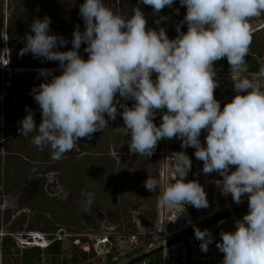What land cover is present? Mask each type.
<instances>
[{
	"label": "clouds",
	"instance_id": "obj_1",
	"mask_svg": "<svg viewBox=\"0 0 264 264\" xmlns=\"http://www.w3.org/2000/svg\"><path fill=\"white\" fill-rule=\"evenodd\" d=\"M141 2L160 13L174 0ZM180 4L187 9L183 21L187 32L177 27L178 36L169 39L163 27L146 28L139 7L125 17L104 0H84L79 12L85 30L76 27L68 51L56 50L68 41L49 34V17L35 19L30 26L34 35H26L21 54L58 61L62 74L33 89L42 120L37 126L34 113L27 110L20 133L27 137L35 132L32 143L41 150L49 148L51 157L59 160L80 139L90 140L107 128L119 105L121 130L129 137L131 153L150 157L161 139L179 138L182 148L195 149L203 173L223 177L216 181L223 194H231L236 204L247 194V213L235 221V231L220 232L216 247L224 254L222 264H264V82L255 78H264V66L253 78L245 75L249 21L264 14V0H180ZM82 43L87 60L78 53ZM223 58L235 73L236 94L221 109L214 96L218 82L213 64ZM50 74L51 70L40 71L44 77ZM117 94L134 104H120ZM157 110L163 112L159 126L153 122ZM202 130L207 132L204 144L199 139ZM171 158L174 183L164 187L161 204L168 210L186 203L197 209L208 207L203 186L196 180L185 182L191 169L188 155L177 152ZM158 185L151 176L144 181L150 192ZM81 195L91 205L95 194ZM194 235L206 253L213 242L210 231L195 228Z\"/></svg>",
	"mask_w": 264,
	"mask_h": 264
},
{
	"label": "rangeland",
	"instance_id": "obj_2",
	"mask_svg": "<svg viewBox=\"0 0 264 264\" xmlns=\"http://www.w3.org/2000/svg\"><path fill=\"white\" fill-rule=\"evenodd\" d=\"M73 1L78 2L79 0ZM1 3H3V12L6 18L10 15H15L14 13H16L17 8L13 5L11 6L14 8L10 7V0H0V4ZM104 3L114 12L125 17L131 15L134 7L140 6L139 2L135 4L134 0H107V2ZM41 10L42 9L34 10V20L42 18ZM60 11L65 10H62V7L60 10L56 9L57 14ZM65 13L62 12V15L64 16ZM169 13L170 10L166 6L161 10L160 16H156L158 13L154 14L156 17H154V27L156 26L157 31L163 27L167 35V20H169ZM75 15H78V13L74 9H71L70 17ZM31 17L32 16H30V18ZM30 18H28L26 22H21L25 23L22 25L21 29L23 35L30 34L28 29L30 26L29 24H32ZM157 21H159V23ZM249 23L250 30L253 32L256 31L255 37L256 40L260 41L261 51L264 55V33L263 29H261L264 24V14L260 17L251 18ZM63 38L67 40L68 43L63 46L58 44L56 50H71V38L67 36H63ZM81 52L82 53L78 51L79 55L87 60L88 53L84 50ZM31 55L34 60L33 63L30 64V69H25L24 67L19 69L10 68L8 67L9 65H7L10 61V57L8 55L0 57V67L6 64L4 68L5 74L2 73V83L8 87V89L6 88V93L0 95V187H3V183L7 180L14 183L19 180L18 183H20L19 191L13 192L8 196L5 195L0 201V209L2 212L0 218V243L1 235L7 233H15L14 235H17L24 231H48L50 230L49 227L52 221L59 218L63 220V223L67 226L78 229L75 230L77 231L76 233H84V229L90 228H85V223L87 221L83 219L84 217L88 219L91 218L96 222L97 219H95V217H97V215L102 216L103 220L97 221L99 229L101 230L113 226L114 220H116V214L114 213V197H107L103 201L104 204L103 207H101L102 211L97 214L94 211L96 205L95 199L91 205L76 201V197H79L85 189L90 190L93 185L101 181L100 179L105 173L103 166H96L91 177L84 178L82 184L72 180L71 184L74 185L72 188L68 187V182L65 179L62 163H64L65 159L81 160L86 151L92 150L94 147L91 144V140L88 138L80 139L77 147L66 153L63 158L59 160H55L51 157L50 149L47 147L43 150L39 149L37 146L32 148V137L36 135L35 132L29 134L27 137L20 134L21 139L1 144L4 138H10L19 134V127L21 126L20 121L28 114L27 110L30 109L32 111L40 108L34 100L33 93V89H38L42 82L41 78L44 77L40 75V71L43 69L51 70V73L62 72V69L59 68L60 65L58 61H50L42 57L37 58L32 53ZM23 63L27 62L24 61ZM226 67H230L226 58L216 61L213 64V68ZM155 78L156 76L153 74V79ZM122 104H127L131 107L134 101L131 99H124ZM118 110L122 112V109L119 107ZM34 120L38 126L42 117L40 119L35 118ZM122 134L123 141L121 142V146L111 147L107 144L103 147V153L107 159L116 160L117 163L120 164L119 166L122 168L123 172L121 178L127 180L125 188L128 192H130V190L132 191V198L129 197L128 194L125 196L128 215L123 227L136 230L137 225L142 222L145 213L157 207V189L154 192L148 191L144 186V181H146L149 176L156 179L158 177L159 145H157L154 154L150 157L139 156V154L131 152L126 153V150L129 149L128 144L130 140L129 137L121 131L120 135ZM21 151L24 153L28 152V154H23ZM93 152L95 151H92V153ZM19 177L23 180L19 179ZM43 180L48 181L46 196L54 201L47 205L43 201L41 204L39 202H34L35 191ZM111 213L112 219L109 218ZM47 215L51 217V220L47 218ZM18 216H22V219L19 224L15 225L13 221ZM2 257L0 248V264H4Z\"/></svg>",
	"mask_w": 264,
	"mask_h": 264
},
{
	"label": "built area",
	"instance_id": "obj_3",
	"mask_svg": "<svg viewBox=\"0 0 264 264\" xmlns=\"http://www.w3.org/2000/svg\"><path fill=\"white\" fill-rule=\"evenodd\" d=\"M213 69L218 82L214 96L223 109L236 94L232 80L235 73L230 67ZM258 73L247 71L245 75L253 78ZM255 78L264 82V78ZM162 115L163 112L159 111V124ZM206 135V130H202L201 144L205 143ZM181 143L179 138L159 141V195L155 221L149 224L142 221L136 230L123 227L124 223L74 234L60 228L58 239H66L63 251L43 256L38 264H222L224 254L217 249L216 243L221 242V231H235V221L247 213V194L240 204L233 201L231 194H223L221 186L216 183L223 177L218 172L203 173V162L195 157V149L182 148ZM177 152H185L190 158L191 169L185 182L196 180L203 186L208 207L197 209L186 203L168 210L161 204L164 187L174 183L171 156ZM230 170L234 171L235 166ZM195 228L208 229L213 237L206 253L201 251V242L195 238ZM187 235L186 240H180ZM39 244L47 243L40 240Z\"/></svg>",
	"mask_w": 264,
	"mask_h": 264
},
{
	"label": "trees",
	"instance_id": "obj_4",
	"mask_svg": "<svg viewBox=\"0 0 264 264\" xmlns=\"http://www.w3.org/2000/svg\"><path fill=\"white\" fill-rule=\"evenodd\" d=\"M22 0H20L21 3ZM134 1H141V0H134ZM19 3V4H20ZM70 8V9H69ZM172 10V17L169 21V26H168V35L170 39H175L176 38V27L177 23L179 20L184 19V16L186 15V6H182L180 4V0H174L172 6L170 7ZM20 9V8H19ZM141 11L144 13L146 21H147V28L152 29L155 24L154 20V11L151 6L141 4L140 7ZM178 9V11H177ZM66 10H68V18L66 19H61L60 24H58L57 21H52L50 23V33L52 35H57V36H67L71 38V41L73 39V32L76 29V27H79V30L83 32L85 30V24L84 21L80 15L79 9H76L75 11L78 13V15H75L73 17L71 16V7L67 6ZM49 15V14H48ZM50 17V16H49ZM264 33V30H263ZM82 46L78 49L80 53L81 51L84 50L86 47V44L82 43ZM83 48V49H82ZM27 63H23V62ZM33 61L27 57H12L11 59V65L13 68H21L24 67L25 69H30ZM246 65H247V71L250 72H258L262 66H264V55L261 51V43L260 41L256 40L255 35L251 36V45H250V52L249 55L246 57ZM60 68V67H59ZM62 72H54L48 75L47 77L41 78L42 82H49L52 79V76L54 75H60ZM2 77V73L0 72V81ZM1 86V82H0ZM120 102V104L123 103L124 98L120 97L119 95L116 96L115 98ZM119 107V105H118ZM120 110H118V115L115 120H108V127L103 129L102 131H98L92 135L91 144L93 147L96 149L89 150L88 152L84 153L85 155L82 157L81 160H70V159H65L64 163H62L63 170H64V175L65 179L68 182V187L72 188L74 185L71 184V181H78L80 184H82L83 179L86 177H91V174L93 170L96 168V166H103L104 168V175L101 177V181H98L93 187L88 190L85 189L84 192H93L95 194L94 199L96 200V205H95V210L101 209L103 207V201L111 196L114 197L115 204H114V213L116 214V220L115 223L118 225H122L125 223L127 220V203L126 201V195L128 194L129 197H133L132 191L128 192L125 188L127 180L125 178H121L122 175V168L118 166V163L115 160L107 159L104 155L103 147L106 146L107 144L110 145L111 147L116 146L120 147L121 142L123 141V134L120 135L121 133V128L123 126V118L119 114ZM159 111L157 110L156 116L154 118V123L159 126ZM42 117L41 110L36 113V116L34 119H38ZM107 119V116H106ZM20 129V127H19ZM122 133H124L122 131ZM116 136V137H115ZM21 139L20 137H16L13 141ZM24 140V139H23ZM26 141V140H24ZM159 144V142H158ZM157 144V145H158ZM32 148H35V145H31ZM27 148V147H26ZM29 150V149H28ZM92 151H95L92 153ZM22 152V151H21ZM129 149L126 150V153H129ZM23 154H28V152H22ZM90 153V154H88ZM76 163V164H75ZM119 167V168H118ZM128 178V177H127ZM19 181L15 182L14 184H10V182H6L4 184V187H0V197L4 193H9L13 190H17L19 188ZM101 185V188H100ZM103 194V195H102ZM85 197L80 195L79 197H76L77 202H85ZM45 202L47 205L48 203H53L54 201L49 199L44 191L43 188L41 187L40 189L35 191L34 195V202ZM117 202V203H116ZM33 206V204H32ZM156 216V210L152 208V210L149 212H146L144 217H143V223L144 224H149L153 221V219ZM86 219L85 223V228L91 227L95 231H97V226L95 222L90 218H83ZM63 222V220L55 219L54 220V225L59 224ZM49 228H53L50 227ZM78 230V229H76ZM86 230V229H85ZM0 248H1V253H2V258L4 261V264H36V261L38 260V257L40 256V251L39 250H30V251H25V252H20L13 240L9 237L6 236L1 240L0 243Z\"/></svg>",
	"mask_w": 264,
	"mask_h": 264
},
{
	"label": "flooded vegetation",
	"instance_id": "obj_5",
	"mask_svg": "<svg viewBox=\"0 0 264 264\" xmlns=\"http://www.w3.org/2000/svg\"><path fill=\"white\" fill-rule=\"evenodd\" d=\"M104 2H107V0H104ZM138 2L140 4V6H139V8H140L142 2L141 1H135V4H137ZM19 3H20V0H10V7L11 8L13 6L16 7L17 11H16V13H14L15 14L14 16L10 15L7 18L5 17L4 12H3V3L0 4V57L5 56V55H8L10 57L9 58L10 61L7 64V65H9L8 67H10V68H13L11 65V58L12 57H15V58L27 57V58H30L32 61L34 60L32 58V55L30 52L26 53V54H21V49H23L25 46V37H26V35H23V32L21 30L22 25L25 23H21V22H26L27 19L30 18V16H32L30 18V21H31V23H33V21H34V19H33L34 14L33 13L35 12L34 11L35 9H42L41 10V13H42L41 19L50 16L49 17L50 20H52L54 22L57 21L58 24H60V21L62 18L66 19L69 17L68 12H67L68 10H66L67 6L71 7V9L76 10L77 8H80V5L82 3H84V0H79L78 2H74L73 0H22L21 3L20 4ZM11 5H13V6H11ZM61 7H62V10H65V11H60L57 14L56 9L60 10ZM168 9L170 10L169 20H167V22H168L167 25L169 26V21H170L173 13H172V10L170 7H168ZM62 12L63 13L66 12L64 14V16L62 15ZM24 14H27L28 17H27V15H24ZM153 14H155V13H153ZM156 16L157 17L160 16V13H158V15H156ZM153 17H155V15ZM183 21H184V19L179 20L177 23V27H179L180 32H187V24L183 23ZM29 25L31 26V24H29ZM30 26L28 28L30 31V34L34 35V33L31 32ZM177 27H176V37L179 34L177 32ZM152 29L156 30L157 28L155 26ZM261 29L264 30V24L261 27ZM255 33H256V31L255 32L251 31V36L255 35ZM3 66L0 67V72L5 74L4 68L6 67V64H3ZM13 69H19V68H13ZM0 82H1V86H0V95H1L3 93H6V88L8 89V87H6V85L4 83H2L3 79H1ZM40 110H41L40 108H38L36 110H32V112L34 113V117L36 116V113ZM40 118H38V119H40ZM21 127H22V125L20 126V128ZM20 134H22V133H20V129H19V134H17L16 136L10 137V138H4L3 142L1 144H6V142H9V141L13 142V140L16 137H21ZM88 154H90V153H88ZM119 165L120 164H118V166ZM159 171H160V168H159ZM159 171L157 174L158 175V177H157L158 181H159ZM19 179H21V178L19 177ZM21 180H23V179H21ZM6 182H10V181L9 180L5 181L3 183V187H4V184ZM47 183H48L47 180H43L42 183L38 186V189H40L41 187L43 188L45 195H46ZM10 184H14V182L11 181ZM19 189H20V187L17 190H13L9 193L2 194L0 197V201L2 200V198L5 195L8 196V195L12 194L13 192L19 191ZM158 195H159V185L157 187V197H158ZM84 203H86V202H84ZM95 209L96 208L94 207V210ZM154 209L156 210V207ZM100 211H102V209H97V211H95V213L97 214ZM1 214H2V212L0 209V218H1ZM47 218H49V220H51V217L49 215H47ZM109 218L112 219V213H111V215H109ZM155 218H156V216H155ZM155 218L153 219V221H155ZM21 219H22V216L16 217V219L13 221L14 224L15 225L19 224ZM95 219H97L96 222L95 221H93V222H95L97 229H99V225L97 224V221H102L103 220L102 216L97 215V217H95ZM54 220L51 223V227H53V228L52 229L50 228V230H48V231H37V230L24 231L23 233H20L17 235H14L15 233H11V234L7 233L4 235H1V240L4 237L9 236L13 240L16 248L20 252H25V251H30V250H39L40 256L38 257V260L36 261V264H38V262L42 259L43 256H49L50 254L55 255L57 253L61 254V251H63V246L66 243V241H65L66 239L65 238L64 239H58L59 236L57 235V233H58L60 228L67 229V231L70 234H74L77 232V231H75L76 228L73 229L72 227L67 226L63 222L54 225ZM114 225H118V224H116L114 222L113 226ZM89 229H93V228L90 227L86 230H89ZM86 230L84 229L83 231H86ZM39 239L43 240L47 244L46 245L39 244L40 243Z\"/></svg>",
	"mask_w": 264,
	"mask_h": 264
},
{
	"label": "water",
	"instance_id": "obj_6",
	"mask_svg": "<svg viewBox=\"0 0 264 264\" xmlns=\"http://www.w3.org/2000/svg\"><path fill=\"white\" fill-rule=\"evenodd\" d=\"M188 236H189V235H187V236L183 237V238H182V239H180V240H186V239L188 238ZM174 242H177V241H174ZM174 242H173V243H174Z\"/></svg>",
	"mask_w": 264,
	"mask_h": 264
}]
</instances>
